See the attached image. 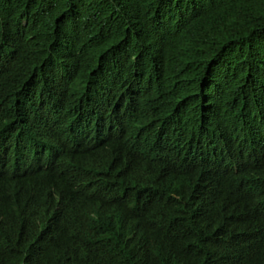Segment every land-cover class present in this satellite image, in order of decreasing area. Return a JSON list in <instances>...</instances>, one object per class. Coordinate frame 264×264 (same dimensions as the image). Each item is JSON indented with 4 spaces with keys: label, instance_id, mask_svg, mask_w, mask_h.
<instances>
[{
    "label": "trees",
    "instance_id": "16d2710c",
    "mask_svg": "<svg viewBox=\"0 0 264 264\" xmlns=\"http://www.w3.org/2000/svg\"><path fill=\"white\" fill-rule=\"evenodd\" d=\"M0 264H264V0H0Z\"/></svg>",
    "mask_w": 264,
    "mask_h": 264
}]
</instances>
